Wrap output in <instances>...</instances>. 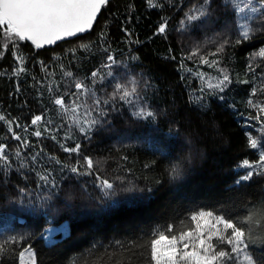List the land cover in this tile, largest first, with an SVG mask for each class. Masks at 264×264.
I'll return each mask as SVG.
<instances>
[{"label": "trees", "instance_id": "1", "mask_svg": "<svg viewBox=\"0 0 264 264\" xmlns=\"http://www.w3.org/2000/svg\"><path fill=\"white\" fill-rule=\"evenodd\" d=\"M261 4L110 0L91 32L76 39L46 48L27 41L3 48L0 39V144L11 161H0V214L14 216L0 232L7 249L0 264H22L29 248L36 264H150L147 244L156 229L191 228L198 211L243 220L258 210L264 172L256 168L244 180L242 162L256 164L264 151V20L250 11ZM224 75L221 88H208ZM129 80L139 85L131 104L112 97L113 84ZM78 82L108 101L86 118L99 120L87 134L54 103L63 98L72 106ZM140 108L154 116L137 115ZM38 115L43 119L32 125ZM77 144L79 152L64 151ZM97 176L113 182L107 195ZM254 219L247 250L264 264V216ZM52 226L61 228L60 238L48 244Z\"/></svg>", "mask_w": 264, "mask_h": 264}, {"label": "snow or ice", "instance_id": "2", "mask_svg": "<svg viewBox=\"0 0 264 264\" xmlns=\"http://www.w3.org/2000/svg\"><path fill=\"white\" fill-rule=\"evenodd\" d=\"M151 2L152 0H149L150 4ZM245 2L247 3L248 0ZM108 3L109 0H0V39L6 41L2 47L6 48L7 43H12L18 47L19 41H30L36 48H42L45 45H52L62 39L84 33L93 27L101 9ZM240 11H244V9H240ZM250 11L259 14L256 18L264 20V4L259 7L251 6ZM189 19L195 20L197 16L193 15ZM241 28L246 29V26L241 25ZM165 29L166 23L159 27V32L164 33ZM242 34L243 37L247 38L249 31L244 30ZM198 54L197 52L192 55ZM261 55H264V52ZM16 59L20 63L23 62L22 56H17ZM107 59L114 62L113 56H108ZM201 63L215 66L214 62H210L204 57H201ZM23 71H25L24 68H17V73ZM65 75L71 77L73 74L67 72ZM91 75L97 77L98 72H93ZM198 75L201 74L198 73ZM228 80L229 77L224 75L223 80L216 85L209 82L208 88H221V85ZM74 86L78 95L73 93L77 99L72 102V106H68L63 98L55 99L54 103L60 106L64 113L69 114L68 118L79 128L80 132L87 134L91 127L99 123V120L86 118L90 117L93 111H99L98 106L101 103L107 104L108 101L98 99L93 89L83 82L75 83ZM138 87L139 85L135 80H129L127 83L115 82L112 97L118 96L119 99L131 104L134 99H139ZM88 100L92 101L91 105L88 104ZM252 106L258 107L255 104ZM259 111L264 112V106H259ZM100 114L103 115L102 112ZM137 115L153 117L154 113L140 108ZM5 119L3 115H0V121ZM42 119L43 117L38 115L31 123L36 125ZM12 123V121H8L10 126ZM83 125L88 127L85 128ZM10 130L12 129L10 128ZM34 135L41 137L43 133L37 130ZM13 136L18 141L22 139L20 135L14 132ZM52 138L56 139V137ZM28 143V141H23L25 145ZM249 143L251 148H257L256 139L250 138ZM261 146L264 147V145ZM5 148V145L0 144V161L10 166L11 161L5 152ZM79 150V144L64 148V151L69 153H77ZM19 155L20 153L17 152V156ZM32 159L35 160V157ZM85 166L87 169H94V161L91 158H85ZM242 166L249 169L243 176L244 180L250 179L256 168L264 172V151L260 152L256 164L244 160ZM71 171L81 174L79 167H72ZM171 171L177 173L175 167ZM82 174L92 175L93 172L88 171ZM41 179L48 180L47 176H42ZM97 180L105 195L108 194L107 190L114 187L113 182L108 179L97 176ZM52 186L55 187L54 184ZM255 216H264V204L260 205L258 210L248 214L243 220L214 216L210 211H198L189 218L194 225L191 228L181 230L180 226L169 224L165 229H156L152 234L153 238L147 244L150 264H228L229 261H233L234 264H255L254 258L247 252L248 241L251 239L247 225L258 222L254 219ZM206 218H213L215 223H212L210 227H205L201 221H206ZM213 238L216 239L217 243L212 242ZM12 239L15 240V237ZM219 245L230 247H220L217 250ZM6 251L5 246L0 245V256ZM24 251L29 252L32 257L31 264H36L35 254L30 251V248ZM23 255L24 252H21L20 256L23 257Z\"/></svg>", "mask_w": 264, "mask_h": 264}, {"label": "rangeland", "instance_id": "3", "mask_svg": "<svg viewBox=\"0 0 264 264\" xmlns=\"http://www.w3.org/2000/svg\"><path fill=\"white\" fill-rule=\"evenodd\" d=\"M205 212H208V211H205ZM214 216H218V215L214 214ZM13 220H14V216L12 214H8V213L0 214V232L3 231L4 229H6L13 222ZM201 223L205 227H210V225L212 223H215V221H214L213 218H206V221H201ZM219 227H222V226H219ZM60 229L61 228L59 226L49 227V229L47 230V232L45 234L46 242L48 244H52V243H54L55 241H57L60 238V236L58 235V231ZM206 235H207V233H206ZM212 242L213 243H217L215 238H213ZM220 247L229 248L230 246L219 245L217 250H219ZM30 251L32 253H34V250L32 248H30ZM247 252H248V250H247ZM31 260H32V257L30 256L29 252H24V255L22 257V264H31ZM228 264H234V262L233 261H229Z\"/></svg>", "mask_w": 264, "mask_h": 264}, {"label": "water", "instance_id": "4", "mask_svg": "<svg viewBox=\"0 0 264 264\" xmlns=\"http://www.w3.org/2000/svg\"><path fill=\"white\" fill-rule=\"evenodd\" d=\"M109 1H110V0H109ZM103 8H104V7H103ZM103 8L101 9L100 13L98 14L97 19H96V21L94 22L93 27H92L90 30H88V31H86V32H84V33H81V34H77L76 36H73V37H70V38L62 39V40L57 41L56 43H54V44H52V45H45V46L42 47V48L53 47V46L58 45L59 43H62V42H65V41H69V40H73V39H76V38H78V37H81V36H84V35L90 33L91 30H92V29L95 27V25L97 24V22H98V20H99V18H100V16H101V13H102V11H103ZM27 42L30 43V44H32L30 41H27ZM32 45H33V44H32Z\"/></svg>", "mask_w": 264, "mask_h": 264}]
</instances>
